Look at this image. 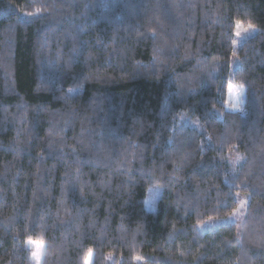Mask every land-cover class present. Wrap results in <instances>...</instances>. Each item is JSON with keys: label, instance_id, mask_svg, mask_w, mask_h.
<instances>
[{"label": "trees", "instance_id": "obj_1", "mask_svg": "<svg viewBox=\"0 0 264 264\" xmlns=\"http://www.w3.org/2000/svg\"><path fill=\"white\" fill-rule=\"evenodd\" d=\"M29 239L38 264H264V0H0V264H37Z\"/></svg>", "mask_w": 264, "mask_h": 264}, {"label": "rangeland", "instance_id": "obj_2", "mask_svg": "<svg viewBox=\"0 0 264 264\" xmlns=\"http://www.w3.org/2000/svg\"><path fill=\"white\" fill-rule=\"evenodd\" d=\"M234 37H233V46L237 47L242 39L252 33L254 31V27L252 25H249L245 22L236 21L234 23ZM235 56L234 53L231 56V63L230 68H234L235 66ZM244 96V88L243 86L238 82H228L227 89H226V101H225V107H233L239 104L242 101V98ZM160 193V187L157 184H151L148 186L144 198V206L146 208H153L156 202V199L158 198V195ZM245 197L242 195H239L237 206L232 212L231 217L234 218V220L238 217H240L244 206H245ZM216 220L214 224H216L219 220H224V217L222 219H213ZM199 227L206 226V221L200 223L198 225ZM27 245L32 249V258L34 261L38 264V262L41 259V253L43 249V243L38 240H27ZM38 253V255H36ZM91 260V252H88L83 260V264H90Z\"/></svg>", "mask_w": 264, "mask_h": 264}, {"label": "clouds", "instance_id": "obj_3", "mask_svg": "<svg viewBox=\"0 0 264 264\" xmlns=\"http://www.w3.org/2000/svg\"><path fill=\"white\" fill-rule=\"evenodd\" d=\"M36 255H38V253H36Z\"/></svg>", "mask_w": 264, "mask_h": 264}]
</instances>
